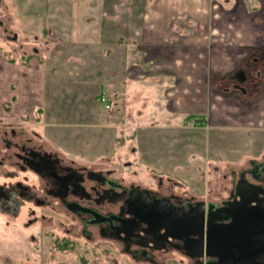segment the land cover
I'll use <instances>...</instances> for the list:
<instances>
[{
  "label": "rangeland",
  "instance_id": "obj_1",
  "mask_svg": "<svg viewBox=\"0 0 264 264\" xmlns=\"http://www.w3.org/2000/svg\"><path fill=\"white\" fill-rule=\"evenodd\" d=\"M58 1L59 6H68L66 0H50V4ZM85 1L90 7V0L73 5L89 30L84 26L87 30L82 28L78 39L70 40L69 26L60 14L64 11L48 9L47 0H0V51L12 61L34 59L45 68L42 98L33 110L25 105L21 121L0 119V184L21 181L37 188L36 176L20 170L12 153L14 143H27L75 164L114 170L116 176L148 187L162 178L165 187L179 182L173 186L177 191L215 201L226 197L222 186L230 187L232 172L237 174L251 160H264V130L233 129L213 124L205 115L177 116L163 109L159 97L170 83L147 63L143 47L149 30L147 1L152 15L165 12L174 0H103V14L97 19L79 16ZM181 1V12L170 16L188 19L189 27L172 25L170 33L200 34L207 43L211 37L206 40V35L222 33L221 7L227 0ZM192 3L200 5V18L193 13L196 5L190 9ZM235 3L226 16H238ZM245 3L256 22L255 0ZM54 13L57 25L51 26ZM245 76L257 82L264 73L251 70ZM19 202L17 210L0 209V264H194L176 250L153 251L157 263L133 260L114 243L97 237L88 240L79 224L52 206Z\"/></svg>",
  "mask_w": 264,
  "mask_h": 264
},
{
  "label": "crops",
  "instance_id": "obj_2",
  "mask_svg": "<svg viewBox=\"0 0 264 264\" xmlns=\"http://www.w3.org/2000/svg\"><path fill=\"white\" fill-rule=\"evenodd\" d=\"M66 1L68 10L66 5L59 6V1L51 5L50 0H47V8L64 11L60 14L64 15V24L69 26V39L77 40L79 35L76 34H81L82 28L87 30L88 24L81 23L76 15L77 9H74L73 4L78 0ZM245 1L248 0H227L223 6L221 4L225 12L221 22L223 31L218 36L206 35V40L211 37L210 43L205 42L200 34L189 35L184 31L170 33L169 27L172 25L183 24L189 27L188 19L176 20L170 16H177L181 12L184 1L174 0L170 6H166L165 12L156 11L152 15L149 10L153 7L147 1L149 30L147 45L143 46L144 51H147V63L153 67L152 71L158 70L167 76L165 78L170 83L163 87L164 92L159 97L163 109L177 116L182 113L205 115L209 122L233 129L264 130V77L251 82L245 76L239 83L234 77L238 71L246 75L251 70L264 73V26L260 28L264 21V0H255L257 8L261 10L257 9L259 14L256 22L246 12L248 5ZM233 2L237 3L235 9L238 16H226V10ZM84 5V12L79 16H94L97 19L103 14V0H90L93 7H89L88 1ZM194 5L192 3L190 6L191 10ZM199 7L196 5L195 9L199 11ZM196 10L193 13L200 18L202 12ZM56 15L54 13L52 16L51 26L57 25L54 19ZM202 16L205 18V15ZM201 40L205 43H201ZM44 83L45 68L39 61H12L0 51V119L21 121L26 109L24 106L31 105L33 110L39 103ZM253 85H256L254 89ZM160 112L163 114L164 111L161 109Z\"/></svg>",
  "mask_w": 264,
  "mask_h": 264
},
{
  "label": "flooded vegetation",
  "instance_id": "obj_3",
  "mask_svg": "<svg viewBox=\"0 0 264 264\" xmlns=\"http://www.w3.org/2000/svg\"><path fill=\"white\" fill-rule=\"evenodd\" d=\"M239 76L240 71L234 76L237 81ZM13 147L15 164L22 171L33 172L38 186L32 189L21 181L0 184L1 210H17L21 200L39 207L52 206L53 211L79 224L85 238L93 241L97 237L114 243L133 260L157 263L153 251L169 250L180 252L194 264L217 259V256H194L199 236L183 235V230L167 226L166 213L192 224V229L196 225L197 229L201 211L206 216L207 204L212 205L211 214L223 208L235 213L239 209L247 213L264 209V160H251L237 174L232 172L230 187L222 186L227 196L215 201L174 190L173 186H179L177 181L165 187L159 178L155 187H148L139 180L116 176L114 170L75 164L41 147L27 143H14ZM255 264H264V252L255 258Z\"/></svg>",
  "mask_w": 264,
  "mask_h": 264
},
{
  "label": "water",
  "instance_id": "obj_4",
  "mask_svg": "<svg viewBox=\"0 0 264 264\" xmlns=\"http://www.w3.org/2000/svg\"><path fill=\"white\" fill-rule=\"evenodd\" d=\"M243 80L244 75L240 71L238 81ZM211 206L206 205V216L201 211L197 229L196 225L192 229V224L183 223L170 213L164 215L166 225L183 230V235H198V251L193 255L217 256L215 261H207L206 264H255V258L264 252V209L254 213L239 209L235 213L232 209L223 208L211 214ZM247 207L245 203L243 208Z\"/></svg>",
  "mask_w": 264,
  "mask_h": 264
},
{
  "label": "built area",
  "instance_id": "obj_5",
  "mask_svg": "<svg viewBox=\"0 0 264 264\" xmlns=\"http://www.w3.org/2000/svg\"><path fill=\"white\" fill-rule=\"evenodd\" d=\"M101 100H102L103 104L105 105V107L106 108H109V103L107 102L106 97L105 96H102Z\"/></svg>",
  "mask_w": 264,
  "mask_h": 264
}]
</instances>
